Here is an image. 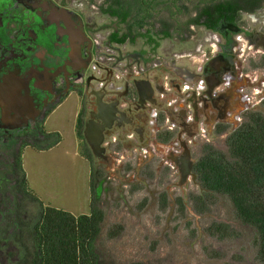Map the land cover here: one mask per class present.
Wrapping results in <instances>:
<instances>
[{"label":"flooded vegetation","instance_id":"obj_1","mask_svg":"<svg viewBox=\"0 0 264 264\" xmlns=\"http://www.w3.org/2000/svg\"><path fill=\"white\" fill-rule=\"evenodd\" d=\"M263 5L0 0V152L38 143L49 116L75 94L84 143L101 162H118V177L122 167L159 169L199 183L205 197L197 168L209 138L227 141L264 107V90L258 106L250 104L260 94L247 91L264 87V22H241ZM176 43L190 49L175 52ZM90 125L100 157L85 137ZM94 178L98 199L108 178L97 168Z\"/></svg>","mask_w":264,"mask_h":264},{"label":"rangeland","instance_id":"obj_2","mask_svg":"<svg viewBox=\"0 0 264 264\" xmlns=\"http://www.w3.org/2000/svg\"><path fill=\"white\" fill-rule=\"evenodd\" d=\"M242 18L244 27L254 25L255 18L264 22V5L254 15ZM188 49L176 43L174 51L184 53ZM261 90L264 87L247 91L260 94ZM261 98L260 94L250 105L258 106ZM79 108L78 97L73 94L47 119L45 130L59 133V144L43 151L33 147L23 150L29 190L41 201H25L26 221H37L46 206L74 216L89 214L92 199L96 198L105 213L96 243L100 264H262L255 229L238 219L228 198L215 195L203 206L197 199L203 190L191 179L179 183L174 173L168 180L157 167L158 172H153L144 166L141 173L136 165L131 170L122 167L118 177V162L114 168L108 157L105 163L95 156L89 162L82 156V143L76 135ZM254 110L264 114L262 106ZM209 139L211 147L228 152L226 137ZM121 153L132 156L131 151ZM131 162L134 164V160ZM91 166L108 178L98 199L91 192ZM9 190L4 182L0 192L6 195ZM214 223L230 225L233 235L226 239L211 235L208 230Z\"/></svg>","mask_w":264,"mask_h":264},{"label":"trees","instance_id":"obj_3","mask_svg":"<svg viewBox=\"0 0 264 264\" xmlns=\"http://www.w3.org/2000/svg\"><path fill=\"white\" fill-rule=\"evenodd\" d=\"M229 6L223 7L224 14L231 11ZM76 135L82 143V156L92 163L93 154L84 143L81 114L76 120ZM37 139L38 143H25L19 150L14 146L0 152V190L4 182L10 189L6 195L0 192V264H100L96 243L105 213L96 198L92 199L89 214L74 216L46 206L37 221H26L25 201H41L29 190L23 150L26 147L39 151L50 149L59 144L62 137L59 133L42 131ZM43 142L47 143L42 145ZM226 144L228 152L213 147L205 150L197 172L206 198L197 199L205 204L206 199L214 195L228 198L238 219L255 229L258 259L264 264V114L249 115L227 138ZM92 166L90 186L93 194L96 183ZM210 234L226 239L233 231L228 224L214 223Z\"/></svg>","mask_w":264,"mask_h":264},{"label":"water","instance_id":"obj_4","mask_svg":"<svg viewBox=\"0 0 264 264\" xmlns=\"http://www.w3.org/2000/svg\"><path fill=\"white\" fill-rule=\"evenodd\" d=\"M85 137L88 143L92 146L94 154L100 157L101 150L99 149V147L101 143L99 141L100 139L98 138L99 136L96 135L93 126H88V129L85 131Z\"/></svg>","mask_w":264,"mask_h":264}]
</instances>
